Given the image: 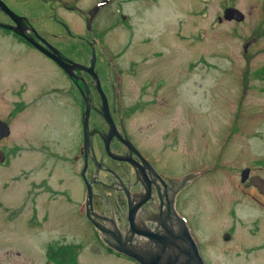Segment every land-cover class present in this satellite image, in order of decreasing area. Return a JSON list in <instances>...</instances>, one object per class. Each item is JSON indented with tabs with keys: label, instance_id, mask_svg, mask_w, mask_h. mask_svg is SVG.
<instances>
[{
	"label": "rangeland",
	"instance_id": "obj_1",
	"mask_svg": "<svg viewBox=\"0 0 264 264\" xmlns=\"http://www.w3.org/2000/svg\"><path fill=\"white\" fill-rule=\"evenodd\" d=\"M97 1L73 4L85 11ZM60 2L72 6V0H51L41 13L51 15ZM227 7L238 9L244 19L225 20ZM72 11L58 13L73 31L83 32L84 14ZM120 14L129 16L123 21ZM29 15L35 18L39 12ZM92 35L131 80L126 105L137 102L144 77L162 74L169 80L162 90V108L134 113L130 125L138 135L145 128L155 140L161 132L171 137L177 133L173 143L164 137L162 144L172 151L169 173L177 172L179 179L187 171L197 174L181 197L180 210L205 264H264V195L240 181L245 168L250 176L264 178V0H110L97 14ZM76 44L74 39L62 40L63 49L71 53ZM32 61L43 64L37 56ZM76 108L64 111L61 126L66 132L78 122ZM8 135L0 143L6 155L0 167V264H55L43 255L49 241H75L74 224L65 214L51 211L47 226L28 236L19 225L12 228L10 215L15 186L29 191L32 179L36 187L46 179L59 190L62 171L46 162L47 153L23 142V127L15 126L2 137ZM16 139L20 143L14 148ZM37 154L38 161L33 157ZM84 246L80 264H132L86 259L87 252L101 254L94 243Z\"/></svg>",
	"mask_w": 264,
	"mask_h": 264
},
{
	"label": "flooded vegetation",
	"instance_id": "obj_2",
	"mask_svg": "<svg viewBox=\"0 0 264 264\" xmlns=\"http://www.w3.org/2000/svg\"><path fill=\"white\" fill-rule=\"evenodd\" d=\"M50 1L0 0V66L4 65V69L0 67V122L6 124L9 134L15 126L23 127L27 131L23 142L47 153L44 159L51 162V167L54 165V170L57 167L59 173L62 171L63 184L58 190L42 179L36 187L32 179L29 191H21L15 186L14 211L10 215L12 228L19 225L26 235L34 234L39 230L37 227L47 226L51 211L63 212L70 225L74 224L75 231L71 232L75 241H49L51 246L43 252L47 259L72 253L73 262L80 264L78 258L88 242L94 243L101 255L89 252L92 257L87 252L86 259L100 262L101 257L138 264L107 242L119 245L132 240L134 244H141L146 237L140 231L155 229L152 219L165 218L166 224L173 226L167 218L175 215L183 218L189 232H193L180 210L181 197L192 186L194 178L182 179L192 171L185 172L180 179L177 172L169 173L172 151L164 150L162 144L164 137H170L173 143L177 133L171 137L161 132L160 138L155 140L154 136L149 137L145 128L138 135L130 125L134 113L144 114L152 108H162V90L169 80L162 74L144 77L137 102L126 105L125 89L131 80L92 35L97 14L109 3L95 13L88 27L90 8L85 11L76 8L73 0L70 7L60 2L51 15L46 16L41 12H45V4ZM34 2L37 4H32ZM36 7H39L38 11H34ZM59 9L71 14L76 9L84 14V31H73L58 13ZM35 12L39 15L32 18L29 14ZM128 16L120 14V19L126 21ZM64 39L77 40L76 46L70 49L74 53L63 49ZM53 49L72 66L70 74L49 56V53L54 54ZM93 53V73L102 93L94 76L74 65L89 68ZM34 56L43 59V64H34ZM118 57L114 54L115 60ZM103 58L105 60L101 61ZM84 96L89 108L86 129L83 124ZM167 104L169 109L170 104ZM68 107H77L79 118L66 132V127L61 125L66 121L64 111ZM156 126L157 123L155 130ZM8 137L0 135V143ZM19 143L16 139L13 147H18ZM0 151L2 167L6 155L2 149ZM33 157L37 161L40 159L39 154ZM72 217L74 223H71ZM132 229L134 232L131 233Z\"/></svg>",
	"mask_w": 264,
	"mask_h": 264
},
{
	"label": "water",
	"instance_id": "obj_3",
	"mask_svg": "<svg viewBox=\"0 0 264 264\" xmlns=\"http://www.w3.org/2000/svg\"><path fill=\"white\" fill-rule=\"evenodd\" d=\"M108 0H103L88 12L87 25L90 26L91 20L95 13L104 6ZM223 18L225 20L231 21H242L244 15L238 9L233 7H228L224 10ZM53 53H49V56L61 66L68 74H70L69 69L72 67L69 63H66L60 57L58 51L53 49ZM94 53L92 55V60L89 68H85L82 65L74 64L76 68L83 69L94 76L96 85L98 86L99 92L102 93L99 81L96 75L93 73V64H94ZM86 93L88 92L87 87L85 86ZM105 98L102 95V100ZM85 111L83 116L84 129H86V121L88 117V102L85 99ZM3 123L0 122V125ZM9 133L8 127L6 124H3L0 127V135L5 136ZM240 181L245 187L253 186L258 192L264 195V178L253 175L249 176V168H245L240 173ZM173 226L166 224V219H152L155 223L154 230H143L140 231L141 235L146 237V241L141 244H134L132 240L130 242H121L124 244H110L107 242L113 249L125 254L130 257L138 264H205L202 256L199 253L198 247L190 235V232L186 226L185 221L175 215V217L167 218ZM134 230H131V233Z\"/></svg>",
	"mask_w": 264,
	"mask_h": 264
},
{
	"label": "trees",
	"instance_id": "obj_4",
	"mask_svg": "<svg viewBox=\"0 0 264 264\" xmlns=\"http://www.w3.org/2000/svg\"><path fill=\"white\" fill-rule=\"evenodd\" d=\"M70 256V257H69ZM51 259H54L55 261H57L59 264H75L73 262V259H74V254H69L68 256H57V257H54L52 256Z\"/></svg>",
	"mask_w": 264,
	"mask_h": 264
}]
</instances>
